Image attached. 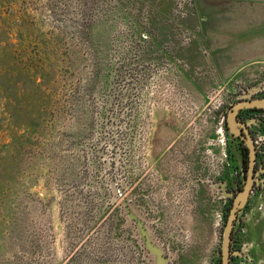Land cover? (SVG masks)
I'll use <instances>...</instances> for the list:
<instances>
[{
  "label": "rangeland",
  "instance_id": "1",
  "mask_svg": "<svg viewBox=\"0 0 264 264\" xmlns=\"http://www.w3.org/2000/svg\"><path fill=\"white\" fill-rule=\"evenodd\" d=\"M194 4L0 0V264H142L137 246L154 264L139 226L209 264L221 239L194 170L213 193L218 110L264 74V28L238 31L264 24V0ZM214 7L231 31L209 30Z\"/></svg>",
  "mask_w": 264,
  "mask_h": 264
},
{
  "label": "flooded vegetation",
  "instance_id": "2",
  "mask_svg": "<svg viewBox=\"0 0 264 264\" xmlns=\"http://www.w3.org/2000/svg\"><path fill=\"white\" fill-rule=\"evenodd\" d=\"M191 3L194 4L195 0H191ZM195 5L193 11L197 14L198 9ZM199 29L200 32H204L202 25L197 27V31ZM203 48L205 45L202 46V53L207 54ZM207 57L210 63L213 62L211 55ZM262 75V78L257 76L253 83L239 84L236 100L218 110L220 115L216 118V124L212 130L216 137L215 139L211 137V141H215L212 145L215 172L210 182H206V185L210 184L213 193L201 194L206 188L200 178L202 170L201 168L200 172L194 170L197 202L195 207L199 209L198 213L201 216L204 209L206 210L204 213L208 212L206 208L213 212L215 236L221 239L217 250L212 253L209 264H223V236L230 219L233 227L229 237L226 264H253L257 257L255 246L258 243L261 245L259 239L264 232L261 236L259 232L256 233L257 237L255 236L253 241L250 237L251 231L248 229H251L253 224L255 228L256 223L261 222L257 217L264 205V108L247 106V104L264 99V74ZM241 104L244 106L235 109ZM218 150H220L219 155L222 156L220 166ZM207 196L208 200L203 199ZM204 200L208 201V204L206 203V208L201 209ZM236 201H238V207L233 211ZM247 239L250 241L247 242ZM160 250L166 264L179 263L178 260V263L175 260L172 261L169 249L161 248ZM135 257L137 261L141 259L142 264L148 262V255L140 246L136 248Z\"/></svg>",
  "mask_w": 264,
  "mask_h": 264
},
{
  "label": "water",
  "instance_id": "3",
  "mask_svg": "<svg viewBox=\"0 0 264 264\" xmlns=\"http://www.w3.org/2000/svg\"><path fill=\"white\" fill-rule=\"evenodd\" d=\"M243 106L244 105H242V104L238 105L235 107V109L241 108ZM247 106H256V107L264 108V99L263 100H256V101H253L252 103H248ZM237 204H238V201H236V204L234 206L233 211L237 210V207H238ZM129 218L132 219V217H129ZM232 227H233V223H232V220L230 219L226 225V228L224 231V236H223V264H226V262H227L228 243H229V237H230V232H231ZM139 230H140V233L143 237L142 242H143V246H144L146 252L150 256L155 257V263L154 264H166V261L162 256L160 248H157V246H155V245H153V243H151V241L146 236V233L144 232V230L140 226H139Z\"/></svg>",
  "mask_w": 264,
  "mask_h": 264
},
{
  "label": "crops",
  "instance_id": "4",
  "mask_svg": "<svg viewBox=\"0 0 264 264\" xmlns=\"http://www.w3.org/2000/svg\"><path fill=\"white\" fill-rule=\"evenodd\" d=\"M215 8H218V7H214V11H211V16L210 17L209 15H207L210 20H213V23L215 20H217V25L219 26L218 28H214L211 26V28L209 29L210 31L212 32H218V33H225V32H229L231 31V28L228 27L230 25V17H228V14H227V11L224 10L223 8L222 9H217L215 10ZM202 19L206 20V18L202 17ZM212 23V25H213ZM264 28V24L262 23H257L256 25L252 26V27H248V28H240L238 31H242V32H246V31H253V30H260V29H263ZM232 30H236V29H232ZM224 37V35H223ZM217 48V47H216ZM221 48V47H220ZM222 49V48H221ZM220 49L217 48V52L216 53H219ZM217 55V54H216ZM233 61V60H232ZM217 63H218V60H217ZM251 237V236H250ZM262 238V240H264V234L262 235V237H260V239ZM254 241V240H253Z\"/></svg>",
  "mask_w": 264,
  "mask_h": 264
}]
</instances>
